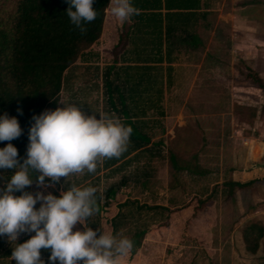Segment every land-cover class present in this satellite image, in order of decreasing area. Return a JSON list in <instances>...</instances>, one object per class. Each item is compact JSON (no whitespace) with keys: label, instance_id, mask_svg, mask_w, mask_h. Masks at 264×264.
Wrapping results in <instances>:
<instances>
[{"label":"rangeland","instance_id":"374dc122","mask_svg":"<svg viewBox=\"0 0 264 264\" xmlns=\"http://www.w3.org/2000/svg\"><path fill=\"white\" fill-rule=\"evenodd\" d=\"M7 2L0 0V18L10 10ZM205 2L209 13L195 29L200 46L181 47L173 85L160 103L164 114L150 109L146 115L160 121L151 142L161 141V155L142 158L99 184L105 189L128 179L102 205L98 232L112 233L116 214L118 238L136 226L146 228L136 250L119 264H264V237L256 254L245 250L242 237L250 223L264 225V89L244 76L249 67L264 80V0ZM170 156L178 168L187 167L176 169ZM143 166L150 175L141 186L132 175ZM251 179L252 185L232 192L227 185ZM64 181L40 190L58 194ZM204 189L211 197L196 209ZM154 205L170 210L150 209ZM29 235L21 233L17 241L0 237V264H15L12 248Z\"/></svg>","mask_w":264,"mask_h":264},{"label":"trees","instance_id":"16d2710c","mask_svg":"<svg viewBox=\"0 0 264 264\" xmlns=\"http://www.w3.org/2000/svg\"><path fill=\"white\" fill-rule=\"evenodd\" d=\"M7 1L5 7L10 10L5 12L4 18H0V113L17 118L22 133L11 143L17 148L19 156L23 157L33 114H39L46 107L56 106L60 92L64 88L66 71L98 40L110 0H94L93 7L97 11V16L95 20L85 25L86 31L83 34L71 24L66 15L65 0ZM133 3L140 9V14L131 18L133 25L130 38L138 40L141 47L152 50V55H138L135 58L136 62L159 64L164 62V59L170 60V54L177 44L197 45L195 29L199 21L208 15L205 0H133ZM0 11L3 10L0 8ZM164 38L165 56L162 51ZM154 67L158 69V66ZM247 69L244 76L258 88L264 89V80L251 68ZM155 84H161L157 77ZM146 91L135 87L104 89V95L108 97L107 107L121 114L122 121L130 124L133 129L126 151L119 157L106 160V165L123 160L120 165L121 168H125L133 160L139 162L142 158L147 160L161 155V149L157 147L161 145V141L151 142L155 126H160V121H148L146 115L150 109H156L160 116L164 112L160 103L151 104V99L149 105L140 103L143 102L142 96ZM155 94L156 101H160L161 87L156 88ZM114 98L117 99V103ZM17 108L21 111L17 112ZM5 143L7 141H0V147ZM170 159L176 169L183 171L187 167L182 164L178 168L174 157L170 156ZM4 175L7 177V174ZM149 175L150 170L143 166L134 172L132 180L144 186ZM127 180L123 177L119 184H110L102 193L97 189V184L93 185L97 189L94 213L96 218L95 221L91 217L86 219L89 227L97 226L102 205L108 204V201L115 197L116 191L126 185ZM255 180L251 179L244 183L230 181L227 185L232 192L234 188L252 185ZM205 192L204 189V198L196 199V209H202L206 200L211 197V192L208 194ZM127 202L118 205L122 207ZM151 208L168 212L170 210L162 205H154ZM120 217L116 214L110 221L113 235L118 230ZM145 230V227L136 226L127 236L134 245L131 254L140 244ZM242 237L245 250L250 254H256L264 237V225L258 222L250 223L244 228ZM41 256L47 259L48 252L41 250ZM8 264L13 263L10 261Z\"/></svg>","mask_w":264,"mask_h":264},{"label":"clouds","instance_id":"9594fccd","mask_svg":"<svg viewBox=\"0 0 264 264\" xmlns=\"http://www.w3.org/2000/svg\"><path fill=\"white\" fill-rule=\"evenodd\" d=\"M65 2L71 24L83 34L97 16L94 0ZM110 13L123 24L140 9L133 0H111ZM61 103L33 114L23 157L11 143L22 133L17 118L0 113V141H7L0 147V237L17 241L21 233L31 234L12 248L15 264H46L41 250L48 252V264H119L133 241L85 224L96 212L95 187L72 185L58 194L40 189L52 188L71 174L92 173L104 158L119 157L133 129L114 114ZM33 183L37 190H26Z\"/></svg>","mask_w":264,"mask_h":264},{"label":"crops","instance_id":"0c3cea01","mask_svg":"<svg viewBox=\"0 0 264 264\" xmlns=\"http://www.w3.org/2000/svg\"><path fill=\"white\" fill-rule=\"evenodd\" d=\"M108 5L110 8L111 0ZM206 10L209 13L208 7ZM107 12H110V10L106 9L105 11L102 30L98 40L66 71L64 88L60 92L58 102L54 108L58 106L62 107L61 102L64 104L74 103L81 106L85 112L114 114L122 120L121 114H117L116 111H112L107 107L108 97L104 95V89L107 87L146 89V93L142 96L143 102L140 101V103L149 105V99H151V104H159L165 96V90L173 85L175 57L179 50H181V47L198 48L201 44L200 37L196 31L197 45L177 44V47L170 54L169 61L164 59V62L159 64L136 62L135 58L138 55H152V50L148 47L147 49L141 47L142 45L138 40L130 38L133 25L132 20L121 24L111 14L110 17H107ZM206 18L202 20H206ZM164 40L165 38L163 39L162 51L165 56ZM154 66H158V69ZM156 77L161 80V84H155ZM160 87L162 89V96L160 101L157 102L155 90ZM135 99L137 98L135 97ZM114 101L117 103L116 98H114ZM118 104L120 103L118 102ZM47 108L54 109L52 107H46L45 109ZM106 160L108 159L104 158L100 160L96 170L92 173L85 171L84 173L69 175L65 178L64 184L60 185V188H67L72 185L86 187L97 184V189L102 193L104 189H99V184L103 183L106 179H110L109 177L121 173L123 169L120 165L123 160L109 165H106ZM134 162L136 161H131L126 167ZM33 185L35 183L30 187ZM28 191H31V189Z\"/></svg>","mask_w":264,"mask_h":264}]
</instances>
